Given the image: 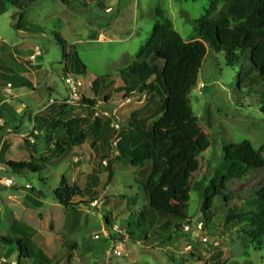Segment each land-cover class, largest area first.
<instances>
[{
	"label": "rangeland",
	"instance_id": "1",
	"mask_svg": "<svg viewBox=\"0 0 264 264\" xmlns=\"http://www.w3.org/2000/svg\"><path fill=\"white\" fill-rule=\"evenodd\" d=\"M65 1V4L57 0L35 1L26 8L22 24L55 28L71 49H76L87 66L85 75L75 74L85 85L80 93L94 99V105L81 99L69 101L68 87L60 73L65 66L61 48L49 36L25 37L24 31L15 30L12 15L17 9L1 2L0 72L7 73L6 69L10 68L24 73L29 62L18 54L11 59V51L26 43L27 47L37 46L40 63L52 76L48 79L55 86L53 97H62L37 105L35 115L63 121L88 116L81 129L90 137L84 145L66 148L60 153L49 139H44L45 133L50 135L49 129H44L43 134L39 129L30 128L34 109L27 111L24 131L22 125L20 131L17 128L8 131L2 144L8 161L32 162L40 165L41 171L33 174L13 172L6 167L0 169L1 176L14 181L12 186L0 184V236L25 234L51 259V264H264V245L257 246L251 234L239 228L240 225L224 222L225 206L221 201L216 203L210 218L205 219L200 212L203 189L221 164L223 144L250 140L255 148H262L264 155V115L260 103L264 83L258 80L250 89L243 79V73L251 67L248 53L240 63L228 65L223 51L209 49L197 83L188 94L191 111L208 135L209 146L197 157L194 176L184 179L191 190L188 222L181 221L183 227L175 229L169 216L155 214L153 218L152 212L141 215L140 209L146 202L141 184L150 173L151 159L146 157L143 167H139L120 157L122 143L133 147L145 141L143 132L136 137L139 131L128 125L129 114L140 105L139 101L155 100L156 106L163 104V88L158 81L155 85L159 92L153 99L144 91H136L129 99L113 85L119 77L127 81L120 72L137 60L138 49L151 34L156 20L154 9L159 7L175 31L189 42L201 39L193 21L207 11L216 14L223 0ZM104 5L110 9L105 11ZM158 61L163 64L162 60ZM94 74L103 77L108 100H97L88 89ZM111 80L114 83L108 84ZM6 87L11 89L8 84ZM6 89L3 92L10 94ZM112 123L119 125L117 135ZM34 134L39 140H35ZM263 183L264 168L252 170L247 179H232L227 185L234 199L232 204L239 205L254 197ZM26 184L30 189L23 187ZM62 185H76L82 191L80 197L72 200L78 203L76 206L66 207L57 200L53 191ZM199 220L203 221L200 229L196 226ZM115 223L123 231L119 236L111 231ZM113 239L118 241L115 245L120 256L113 254ZM5 251L0 242V264H17L15 256L7 257Z\"/></svg>",
	"mask_w": 264,
	"mask_h": 264
},
{
	"label": "trees",
	"instance_id": "2",
	"mask_svg": "<svg viewBox=\"0 0 264 264\" xmlns=\"http://www.w3.org/2000/svg\"><path fill=\"white\" fill-rule=\"evenodd\" d=\"M1 1L17 9L12 15L15 30L36 34L44 32L43 28L22 24L26 8L36 0ZM57 1L66 3L65 0ZM154 15L156 20L151 34L140 46L137 60L120 73L122 77H137L142 83L140 91L150 95L156 86L155 82L161 83L162 114L148 127L150 152L146 155L138 149L123 151L121 148L120 157L128 158L133 166L139 167H143L146 157L151 159L150 173L141 184L146 195V202L140 209L141 215H150L149 212H152L153 218L155 214L169 216L178 230L184 226L181 221L188 222L191 186L184 179L194 176L198 167L196 159L209 146L208 135L202 131L197 117L191 111L188 94L197 83L199 69L209 49L223 51L228 65L240 63L245 53H248L251 67L243 73V79L250 89L258 80L264 83V0H223L216 14L207 11L204 16L193 21L194 29L201 39L189 42L181 38L159 7L154 9ZM49 31L46 33L61 48L65 64L75 62L84 71V63L62 35L58 31ZM158 60H162L163 64L157 73L155 63ZM154 74L155 78L146 83ZM18 80L21 82L23 79L7 77L11 85H18ZM103 80V77H96L90 85L93 96L99 101L108 100V90ZM27 86L30 84L27 83ZM81 100L90 105L95 104L94 99L85 95H82ZM260 103L264 115V90L260 95ZM89 112L90 109L87 115ZM87 121L88 116L73 117L66 121L51 118L46 122L51 132L46 137L50 141L53 138L51 144L60 153L66 148L81 146L90 137L81 129ZM143 124L145 128L147 125ZM7 167L13 172L27 171L34 174L41 171V166L32 162L11 161ZM263 168V150L255 148L250 140L223 144L221 164L203 189L200 207V212L208 219L216 203L221 201L225 206L224 222L240 225L239 228L249 232L259 247L264 245V183L254 197L247 198L239 205L232 204L234 199L227 185L232 179H247L252 170ZM53 194L63 206L68 207L78 204L72 200L76 196L80 197L82 191L76 185H62ZM0 242L6 247L5 255L8 257L13 254L17 264H51V259L25 234L12 233L9 237L1 235Z\"/></svg>",
	"mask_w": 264,
	"mask_h": 264
},
{
	"label": "crops",
	"instance_id": "3",
	"mask_svg": "<svg viewBox=\"0 0 264 264\" xmlns=\"http://www.w3.org/2000/svg\"><path fill=\"white\" fill-rule=\"evenodd\" d=\"M1 2L2 1L0 0V6L3 4V3L1 4ZM104 8H105V11H108L110 9V7H108L106 5H104ZM26 25H34L38 28H41V29L43 28L46 31L43 30L44 32L41 34L29 33V32L24 31V33H26V35H24L25 37H29V36H33V35L48 36L46 33L48 30L53 29L54 31H56L55 28L50 27L51 29H48L45 26H43L42 24L29 23ZM12 27H13V24H12ZM20 31H22V30H20ZM99 35H101V34H99ZM27 45H28V43H26V45H24L22 48L14 49L13 51H11V52H13V54H12V57H10L11 59L17 58V54H18L19 55L18 57L29 62V67L28 68L24 67V71H23L24 73H18L16 70L13 71L10 68L6 69L7 73L0 72V169H2V168L5 169V167L8 168L7 163L11 162V160L8 161V154L6 153L4 147L2 146V144H4V139L9 134L8 131L9 130L14 131V130H16L15 128H17V130L20 131L19 127L21 125L23 126L22 131H24L25 130V124L23 123V121L29 115L27 113V111L30 109H34V113L30 118L32 120V127H30V128H34L35 130L39 129L44 134V129H45V131L48 129L46 122H48L52 117L35 115V112L37 111L35 108L37 107V105L43 106V103L47 102V100H49V99L50 100H55V99L57 100L60 97H62L60 95L58 98L53 97V95L55 94V86L48 79V78H51L52 76H51V73L46 68H44L42 63H40L41 53L38 55H35V50H36L37 46L34 45V46H28L27 47ZM72 51L75 52L76 55L78 56V53L74 47H73ZM136 58H137V56H136ZM80 60H81V58H80ZM32 65H34V67H32L33 70L30 69L31 68L30 66H32ZM155 65L157 66V73L160 72V70L162 68L161 63L157 62V63H155ZM67 66L70 67V70L73 74L85 75L87 73V66L86 65H85V70L83 71L75 62H73V63L68 62L64 66L63 71H65V73L62 71V69H60V73L62 75L61 78H63V76L67 73V70H68ZM62 73H64V74H62ZM24 75H28L29 77L24 76ZM154 76H155V74L152 75L149 79H147L146 83H149L151 80H153L155 78ZM7 77H19V78H22L23 80L21 82H19V80H18L19 84L16 86L10 84L11 89H6L7 88L6 85L9 84L7 81ZM96 77H99V76H96V74H94L92 79H91V82ZM126 79H127V81L126 80L122 81L121 78L119 77L117 80V83L113 84V85L115 86V89L121 90L123 92L122 96L128 97L129 99H131L133 93H135L136 91H138L139 93L141 92L140 90H141L142 83L136 78L127 77ZM23 81H26V83L24 84ZM109 82L114 83V80L108 81V84H110ZM3 83H4V85H3ZM27 83H29L30 86H27ZM5 89L9 90L10 94L3 92V90L5 91ZM13 89H17V90H19V92L13 93L12 92ZM157 92H159V90H158L157 86H155L153 89V93L151 95L148 94L149 98L153 99V96ZM45 97H47V98H45ZM151 102L152 103H150V102L145 103L144 99L140 100L139 101L140 105L136 106L134 108V110L129 114V117H128V119H129L128 125L130 126V128L132 130H136V132L139 131L138 134L136 135V137L139 136L141 134V132H143L145 134V136L148 137V139L146 137H145V139H144V137H142V139H144L145 141L141 142L139 144L140 146L136 144L133 147H125V144L122 143L121 148L123 151H126L128 149L129 150L138 149L146 155L150 152L151 142H150V137H149V132H148L149 128L148 127L153 121L156 120L155 119L156 116H158V115L161 116V114H162L161 110H162V106H163V104L156 106L155 100L151 101ZM74 117H77V116H74ZM82 117H84V116H82ZM14 121H15V123H13ZM64 121H66V120H64ZM143 123H145V126L147 125L145 128L143 126L144 125ZM83 132H85V131H83ZM3 135L5 137H3ZM36 136H35V140H39L38 135H36ZM43 136H44V139H47L46 133ZM141 136H143V134ZM31 141L34 142L33 139H31ZM50 142H52V140ZM123 142H125V140ZM84 144H82V145H84ZM89 144L93 145L94 142H89ZM78 147H80V146H78ZM121 159L124 160V159H128V158H124L123 156H121ZM13 162H16V161H13ZM0 177H5V176H1V174H0Z\"/></svg>",
	"mask_w": 264,
	"mask_h": 264
},
{
	"label": "built area",
	"instance_id": "4",
	"mask_svg": "<svg viewBox=\"0 0 264 264\" xmlns=\"http://www.w3.org/2000/svg\"><path fill=\"white\" fill-rule=\"evenodd\" d=\"M70 48L68 49V52H69ZM40 54V50L39 48L37 47L36 50H35V55H38ZM62 80L64 81V83L67 85L68 87V97H69V101L70 102H76L77 100L81 99L82 94L80 93V90L81 88H83L85 85H84V82L81 78H79L77 75L75 74H70V73H66ZM10 86V84H8ZM91 85V83H90ZM200 86L202 87L203 84L201 83ZM91 86H88V89H90ZM112 126L115 130H117L116 132V135L118 134L119 132V125L118 123H112ZM118 138L114 140L113 144L116 145L117 142H118ZM0 184H3V185H6V186H12L14 184V181L11 177H0ZM24 187L26 189H30V185L29 184H26L24 185ZM202 225H203V221L202 220H199L197 223H196V226L200 229L202 228ZM185 230H188V226H185ZM116 235H121L123 233L122 229L120 228V226L118 224H113L112 225V230ZM114 242V239L112 240ZM116 242H118L117 240H115L114 243H112V250H113V254H115L116 256H120L121 255V252L120 250L118 249V246H116L115 244H117Z\"/></svg>",
	"mask_w": 264,
	"mask_h": 264
}]
</instances>
